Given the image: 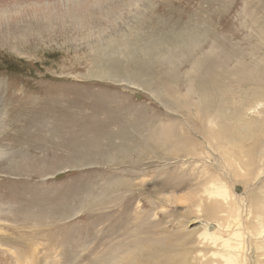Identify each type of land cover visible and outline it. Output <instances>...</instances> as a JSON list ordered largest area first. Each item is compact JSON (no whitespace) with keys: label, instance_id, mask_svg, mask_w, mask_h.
Instances as JSON below:
<instances>
[{"label":"rangeland","instance_id":"374dc122","mask_svg":"<svg viewBox=\"0 0 264 264\" xmlns=\"http://www.w3.org/2000/svg\"><path fill=\"white\" fill-rule=\"evenodd\" d=\"M73 1L0 0V264H258L264 0Z\"/></svg>","mask_w":264,"mask_h":264},{"label":"bare ground","instance_id":"6f19581e","mask_svg":"<svg viewBox=\"0 0 264 264\" xmlns=\"http://www.w3.org/2000/svg\"><path fill=\"white\" fill-rule=\"evenodd\" d=\"M72 1V0H71ZM91 1H99V0H74L73 3H72V7L73 8H78V9H83L85 16H89L92 14V12L94 10H87L85 8L84 5H86V2H91ZM95 2V3H96ZM88 5V4H87ZM90 7V6H88ZM102 7V5L100 6V8ZM98 8V7H97ZM94 9V8H93ZM10 42V41H9ZM5 44V43H4ZM7 45V44H5ZM252 53V52H251ZM242 64V63H241ZM235 66V65H234ZM201 67V66H200ZM251 71V70H250ZM204 90V89H203ZM2 106V105H1ZM204 133V131H203ZM202 136V135H201ZM264 133H262L259 137L255 138L253 140V146H252V149H255L257 148L261 143L262 141L264 140ZM234 141H237V140H233V141H230V142H225V143H231V142H234ZM212 142V141H211ZM215 141H213L214 143ZM248 156V155H247ZM246 156V157H247ZM226 157H229V156H226ZM232 158V157H231ZM247 162L249 165H251L250 163V158L248 156L247 158ZM257 172H258V175H260L258 169H257ZM256 215L258 216V218L264 222V207L262 210L260 211H257ZM199 225V226H202L204 229L207 230V233L209 235V237L206 235V234H203V239L204 240H211L213 244H215V246H222V248H225L229 251L232 250V252H235L237 254H239L241 256V253H242V250L245 248L246 244L245 243H238V244H232L230 242H227V240L229 239H235V238H241V233L240 232H235L233 230H230L228 227H221L220 225H216V224H209L207 222L205 223H201L199 221H196V220H192L191 221V225ZM217 235H221V236H217ZM225 235V236H224ZM218 237L217 239L215 238ZM218 242H223V243H220V244H217ZM260 247L257 248V263L258 264H264V244H259ZM221 248V249H222Z\"/></svg>","mask_w":264,"mask_h":264}]
</instances>
